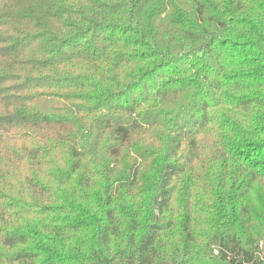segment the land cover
Instances as JSON below:
<instances>
[{
  "label": "trees",
  "instance_id": "16d2710c",
  "mask_svg": "<svg viewBox=\"0 0 264 264\" xmlns=\"http://www.w3.org/2000/svg\"><path fill=\"white\" fill-rule=\"evenodd\" d=\"M0 264H264V0H0Z\"/></svg>",
  "mask_w": 264,
  "mask_h": 264
}]
</instances>
